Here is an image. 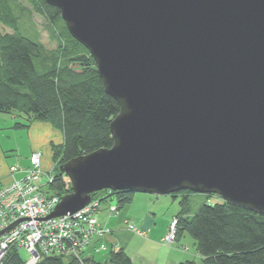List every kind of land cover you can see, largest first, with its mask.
I'll list each match as a JSON object with an SVG mask.
<instances>
[{
    "label": "water",
    "instance_id": "1",
    "mask_svg": "<svg viewBox=\"0 0 264 264\" xmlns=\"http://www.w3.org/2000/svg\"><path fill=\"white\" fill-rule=\"evenodd\" d=\"M45 1L120 106L112 147L59 166L72 191L45 220L103 190L218 195L264 214V0Z\"/></svg>",
    "mask_w": 264,
    "mask_h": 264
},
{
    "label": "trees",
    "instance_id": "2",
    "mask_svg": "<svg viewBox=\"0 0 264 264\" xmlns=\"http://www.w3.org/2000/svg\"><path fill=\"white\" fill-rule=\"evenodd\" d=\"M28 1L53 28H59L54 31L57 47L49 50L39 34L35 41L20 32L17 14L19 9L24 11L20 0H0V23L11 30L0 33V113L24 116L25 121L17 122L16 128L29 129L35 122H46L63 134V143H51L56 170L49 173L52 181L46 190L61 198L72 191V184L59 166L97 149L112 147L110 124L120 106L105 92L94 58L69 33L60 10L45 0ZM36 62L44 71L38 70ZM191 193H179L183 199L175 217L176 237L179 240L187 232L195 239L200 264H264V214L222 201L203 205L191 217ZM136 194L103 190L94 193L93 199L102 204L114 197L121 210ZM171 195L176 198L178 194ZM2 264H26V260L17 248H11ZM36 264H133V260L125 249L112 247L104 263L94 255H86L46 256ZM179 264L197 263L188 260Z\"/></svg>",
    "mask_w": 264,
    "mask_h": 264
},
{
    "label": "built area",
    "instance_id": "3",
    "mask_svg": "<svg viewBox=\"0 0 264 264\" xmlns=\"http://www.w3.org/2000/svg\"><path fill=\"white\" fill-rule=\"evenodd\" d=\"M30 161V166L26 168L18 165L10 168L11 184L0 182V231L15 224L0 236V264L11 248L28 251L30 258L26 264H36L46 256L79 257L98 236L107 232L100 227L95 215L101 203L92 199L90 204L74 214L45 220L59 198L44 189L42 153H33ZM177 224L178 220L174 218L163 239L167 244L175 241ZM129 228L138 231L132 223H129Z\"/></svg>",
    "mask_w": 264,
    "mask_h": 264
},
{
    "label": "rangeland",
    "instance_id": "4",
    "mask_svg": "<svg viewBox=\"0 0 264 264\" xmlns=\"http://www.w3.org/2000/svg\"><path fill=\"white\" fill-rule=\"evenodd\" d=\"M20 3H21V6L24 7V11L19 9L18 14L16 12V14L19 16L20 32L32 40L38 41L40 39V41L49 50L55 49L57 47L58 40L56 37L57 34L54 31L55 29L58 30L59 28L57 29L56 28L57 26L53 28L44 17H42L40 14H38L35 11V9L33 8V6L30 4L28 0H20ZM6 32H11V30L3 26L0 23V33H6ZM38 34H39V39H38ZM36 64H37V68L39 71H44V69L37 62ZM18 114L19 113L17 112H15V115L9 114V113H0V116H1L0 117V146L3 150H6L8 151V153H11V155L13 154V156H9V158H17L18 153L16 152L13 153L12 151H9V150H10V147L20 145L23 151V155H25L24 156V159H25L29 157V154H30L29 149L31 145L29 141L26 140L25 138V135H24L25 131L19 130L21 128L15 127L17 122L25 121V119L20 117ZM41 152H42V160H43L44 153L43 151ZM45 156H46L48 163L50 164V168L47 169L48 171L47 173L42 175V183L44 184L49 182V179H50L49 173H52L53 171L56 170L55 163L52 160L51 153L49 150L45 152ZM44 189L47 190L46 186ZM100 197L102 198L104 197V195H100ZM188 198H189V204H190V216L191 217L196 215L203 205L205 204L215 205L216 203H221L223 201L222 198L218 195H206V194H199V193H191L189 194ZM182 199H183V196L181 194H178L177 197L174 198L172 195H155V194H148V193H137L134 196L133 200L127 204L130 206V207L128 206L129 209L128 207H126L121 210H118L116 198L109 197L107 198V200L102 201L101 208L97 211V214L95 215L97 216L96 218H99L100 217L99 214H101V212H109L111 209L116 208L115 211L111 212L113 214V219L115 222L119 220L120 213L122 214L126 213L129 219H133L136 216L139 218H143V216H145L146 214H149L150 217L157 219L158 225L161 227L162 223L165 222L166 220L165 218L172 219L174 216L179 214L181 210L180 202L182 201ZM129 223H132V222H129ZM101 228L106 229L107 232L103 234L102 236H98L97 238L103 237L107 233H110L111 231L109 228H105V227H101ZM169 229L166 232L167 234L169 232ZM164 238H162V241H161L162 244H164L165 246H169V247H172L173 245L176 249L184 253L185 258L183 261L189 260V261H194L197 264L201 263V259L197 251L196 241L189 233L185 232L180 237L179 240H177V237H176L175 241L170 244H167L165 241H163ZM101 246L98 251L93 250L89 252V249H86L78 258L93 254L97 261L104 263L108 259V254L111 250V244H109L106 248L105 247L101 248ZM139 247H141L140 242H138L137 240H134L131 246L129 247V251H131V253H136L135 251H137ZM145 249L148 250V247H146ZM149 250H150V253L154 255L157 252L160 256L159 259H163V260L165 259L163 256L164 254H166V251L156 250V248L155 249L149 248ZM19 253H20V256L24 260L26 261L29 260L30 254L25 248H21L19 250ZM133 255H134L135 264H141L142 258H138L136 254H133ZM64 257H69V256H64Z\"/></svg>",
    "mask_w": 264,
    "mask_h": 264
},
{
    "label": "crops",
    "instance_id": "5",
    "mask_svg": "<svg viewBox=\"0 0 264 264\" xmlns=\"http://www.w3.org/2000/svg\"><path fill=\"white\" fill-rule=\"evenodd\" d=\"M11 114L15 115V113ZM18 115L25 119L24 116L20 114ZM19 130L25 131V138L31 145L29 149L30 154L28 158L24 159L25 155H23L22 148L20 145H17L10 147L9 150L13 153H18L17 158H9V156H13V154L11 155V153L3 150L0 146V181L5 184H8L13 180L9 175V168L14 165H18L23 168L30 166L31 155L38 151H43L44 153L42 169L45 173H47V169L50 168V164L46 159L45 152L49 150L52 157L51 143H63L64 141L63 134L59 130L55 129L51 124L46 122H35L29 129L21 128ZM128 206L129 205H126L124 208ZM99 215L100 217L97 219L100 226L109 228L111 231L105 236L95 239L88 248L89 252L93 250L97 251L101 245H104L106 248L109 244H111V248L115 247L125 249L131 255L133 264H135L133 254H136L138 258H142L141 264H179L180 262H183L185 258L183 252L176 249L173 245L172 247H169L165 246L161 242L162 238H164V236L167 234L166 232L169 229L173 218L176 216H174L172 219L165 218V222H163L160 227L158 225L157 219L150 217L149 214H146L143 216V218L136 216L133 219H129L126 213H120L119 220L117 222L114 221L111 210L109 212H101ZM129 222L135 224L137 229H139V232L131 230L129 228ZM134 240L140 242L141 247L135 251L136 253H131V251H129V247ZM146 247H148V250L145 249ZM149 248H156V250L166 251V254H164V256L162 255L165 259H159L160 256L157 252L155 255L150 253Z\"/></svg>",
    "mask_w": 264,
    "mask_h": 264
},
{
    "label": "bare ground",
    "instance_id": "6",
    "mask_svg": "<svg viewBox=\"0 0 264 264\" xmlns=\"http://www.w3.org/2000/svg\"><path fill=\"white\" fill-rule=\"evenodd\" d=\"M11 167H12V166H11ZM11 167H10V168H11ZM10 168H9V175H10ZM10 176H11V175H10ZM17 177H18V176H17ZM12 179H13V178H12ZM12 181H13V180H12ZM0 182L3 183L2 181H0ZM11 183H12V182H10V183H8V184H11ZM3 184H5V183H3ZM48 185H49V184H47V185L44 184L43 186H46V188H47ZM44 188H45V187H44ZM45 190H46V189H45ZM56 196H57V195H56ZM57 197H58V196H57ZM58 198H59V201H60L61 198H60V197H58ZM99 209H100V208H99ZM99 209H97V210L95 211V214H97V211H98ZM111 212H112V209H111ZM133 231L138 232V231H136V230H133Z\"/></svg>",
    "mask_w": 264,
    "mask_h": 264
}]
</instances>
